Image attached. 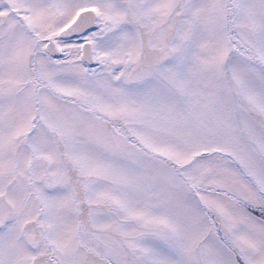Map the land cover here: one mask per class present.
Here are the masks:
<instances>
[{
  "label": "rangeland",
  "instance_id": "1",
  "mask_svg": "<svg viewBox=\"0 0 264 264\" xmlns=\"http://www.w3.org/2000/svg\"><path fill=\"white\" fill-rule=\"evenodd\" d=\"M7 1L0 264H264V64L231 46L226 0ZM229 1L236 35L264 62V0ZM93 7L96 68L84 40L59 36ZM51 38L64 57L46 52ZM32 61L169 160L36 88Z\"/></svg>",
  "mask_w": 264,
  "mask_h": 264
},
{
  "label": "water",
  "instance_id": "2",
  "mask_svg": "<svg viewBox=\"0 0 264 264\" xmlns=\"http://www.w3.org/2000/svg\"><path fill=\"white\" fill-rule=\"evenodd\" d=\"M94 16L90 10L80 12L75 20L60 32V37H67L80 34L84 31L86 26H90L93 23ZM49 51L52 54L57 52L56 47L48 46ZM81 59L90 63L92 61V49L88 43H84L80 49Z\"/></svg>",
  "mask_w": 264,
  "mask_h": 264
},
{
  "label": "trees",
  "instance_id": "3",
  "mask_svg": "<svg viewBox=\"0 0 264 264\" xmlns=\"http://www.w3.org/2000/svg\"><path fill=\"white\" fill-rule=\"evenodd\" d=\"M63 98H65L66 100H70L72 101L76 106H78L79 108L85 109V110H90L89 107L85 106L83 103H80L79 101L73 100L71 98L62 96ZM96 116L100 117L101 119L105 120V122H108L109 125H112L114 129H116L123 137H125L129 142L136 144L137 146H139L141 149H143L144 151H147L150 154H153V152H150L149 150H146L145 148H143L135 138H133L132 136H130V134L128 133V131L122 127L120 124H117L115 122H109L108 118L104 115L98 114V113H94ZM155 156L161 158V159H166L161 155H158L156 153H154ZM260 213V212H259ZM258 212H256V215L259 214ZM238 256V255H237ZM239 260L238 263L239 264H246L239 256H238Z\"/></svg>",
  "mask_w": 264,
  "mask_h": 264
},
{
  "label": "bare ground",
  "instance_id": "4",
  "mask_svg": "<svg viewBox=\"0 0 264 264\" xmlns=\"http://www.w3.org/2000/svg\"><path fill=\"white\" fill-rule=\"evenodd\" d=\"M99 21H100V19H99ZM100 27H101V25L99 26V29H100ZM98 61V60H97Z\"/></svg>",
  "mask_w": 264,
  "mask_h": 264
}]
</instances>
